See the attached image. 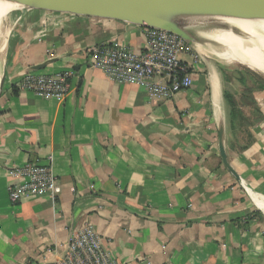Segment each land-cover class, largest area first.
<instances>
[{
    "label": "crops",
    "instance_id": "obj_1",
    "mask_svg": "<svg viewBox=\"0 0 264 264\" xmlns=\"http://www.w3.org/2000/svg\"><path fill=\"white\" fill-rule=\"evenodd\" d=\"M11 20L0 95V264H57L87 229L116 264H264V120L252 116L264 119V90L251 89L241 69L195 63L186 52L192 86L152 99L94 67L102 46L143 54L146 27L38 8ZM48 61L35 73L71 74L66 97L18 88ZM233 79L253 111L226 91ZM221 127L236 176L220 154ZM28 164L49 166L60 194L13 204L21 180L10 172Z\"/></svg>",
    "mask_w": 264,
    "mask_h": 264
},
{
    "label": "built area",
    "instance_id": "obj_2",
    "mask_svg": "<svg viewBox=\"0 0 264 264\" xmlns=\"http://www.w3.org/2000/svg\"><path fill=\"white\" fill-rule=\"evenodd\" d=\"M147 29V48L141 55L119 46L95 49L94 67L118 84H138L146 88L152 99L171 98L192 86L190 67L181 61L183 53H191L197 63L199 55L180 37L157 28ZM71 74L45 75L29 73L17 84L20 90L30 91L45 99H61L70 92ZM20 178L18 186L10 191V200L17 204L26 196H57L61 188L49 166L28 164L10 172ZM57 264H116L104 248L101 239L87 229L69 242L65 255Z\"/></svg>",
    "mask_w": 264,
    "mask_h": 264
},
{
    "label": "water",
    "instance_id": "obj_3",
    "mask_svg": "<svg viewBox=\"0 0 264 264\" xmlns=\"http://www.w3.org/2000/svg\"><path fill=\"white\" fill-rule=\"evenodd\" d=\"M38 9H52L85 16H98L124 21L146 28H157L174 34L197 50L202 44L200 33L192 30L185 21L207 24L219 28H236L238 23H252L264 27V0H4ZM44 5V6H42ZM68 8V9H62ZM75 8V12L70 10ZM90 12V13H86ZM198 51V50H197ZM201 56V55H200ZM203 57V56H202ZM205 58V57H204ZM209 58H206L208 60ZM53 61L32 68L26 74L44 70ZM25 74V75H26ZM24 76V75H23ZM4 76L0 82V95ZM219 150L226 168L233 173L225 151V130H219Z\"/></svg>",
    "mask_w": 264,
    "mask_h": 264
},
{
    "label": "bare ground",
    "instance_id": "obj_4",
    "mask_svg": "<svg viewBox=\"0 0 264 264\" xmlns=\"http://www.w3.org/2000/svg\"><path fill=\"white\" fill-rule=\"evenodd\" d=\"M9 3V1L0 0V23L3 20L2 11ZM13 4L18 3L13 2ZM185 23L202 36V44L196 46L201 56L222 64L242 65L264 78V27L252 23H238L236 28L225 29L207 24H194L187 20ZM6 36L1 25L0 79L4 73H2V62L7 45Z\"/></svg>",
    "mask_w": 264,
    "mask_h": 264
},
{
    "label": "rangeland",
    "instance_id": "obj_5",
    "mask_svg": "<svg viewBox=\"0 0 264 264\" xmlns=\"http://www.w3.org/2000/svg\"><path fill=\"white\" fill-rule=\"evenodd\" d=\"M24 4H16L14 5L13 2H10L9 5H6L2 11V24L0 23V31H1V25H3V31L5 33V35H7V47H6V57H5V61L7 59V56H8V53H9V43L11 41V38L16 34V26L14 25L15 23L12 22V15L14 14L15 11H19L20 9L22 11H25V9H33V8H29V7H25L22 6ZM44 6V5H42ZM45 7H50L52 9H49V10H45V9H41L43 10L45 13H53L55 15H58V13H61V14H72V16H82V17H92V18H102V17H98V16H85V15H78L76 13H71V12H64V11H58V10H54V9H58L56 6H45ZM37 9V8H35ZM62 9H68V8H62ZM70 10L72 11H75V12H79L77 11L75 8H70ZM81 13V12H79ZM86 13H90V12H86ZM4 14V15H3ZM4 16V17H3ZM6 28V29H5ZM182 56V55H181ZM180 56V57H181ZM182 57H185V56H182ZM203 59V60H206V58L202 57L200 58V60ZM211 60V59H210ZM217 65H219L222 69H233V70H236V69H241L243 71V73L245 74V76L249 77V84L250 85H253L251 87V89H255V90H260L259 87L260 86H264V78H261L259 76H257L255 73H253L251 70H249L248 68L242 66V65H239V64H222L221 62L219 61H216L214 60ZM226 78V77H224ZM227 79V78H226ZM224 81H226L224 79ZM233 83H229L226 82L225 83V87H226V91L232 95V100H235L234 103L237 105V106H240L242 108H244L245 105H248L250 107V109H252V111L255 109V103L253 102V99L252 97L245 95L243 94V92H245L243 89H242V85H238L236 82L235 79H233ZM246 93V92H245ZM250 94V93H249ZM229 102V101H228ZM255 117V120L253 121L254 124H257L258 122H261V120H264L263 117L258 114L257 112H254L253 115Z\"/></svg>",
    "mask_w": 264,
    "mask_h": 264
},
{
    "label": "trees",
    "instance_id": "obj_6",
    "mask_svg": "<svg viewBox=\"0 0 264 264\" xmlns=\"http://www.w3.org/2000/svg\"><path fill=\"white\" fill-rule=\"evenodd\" d=\"M242 84H244V82H242ZM259 89H260V90H264V86H263V87L260 86ZM232 106H235V104L233 103ZM261 121H262V120H261Z\"/></svg>",
    "mask_w": 264,
    "mask_h": 264
}]
</instances>
